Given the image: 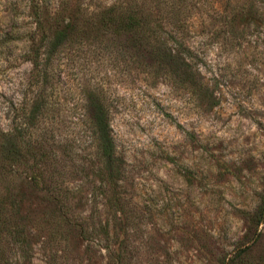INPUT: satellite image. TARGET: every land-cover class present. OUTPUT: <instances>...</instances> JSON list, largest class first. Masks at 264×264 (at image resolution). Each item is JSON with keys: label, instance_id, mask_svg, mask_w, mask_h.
Instances as JSON below:
<instances>
[{"label": "rangeland", "instance_id": "rangeland-1", "mask_svg": "<svg viewBox=\"0 0 264 264\" xmlns=\"http://www.w3.org/2000/svg\"><path fill=\"white\" fill-rule=\"evenodd\" d=\"M47 1L52 11L58 0ZM73 1L89 11L116 0ZM134 1L177 27L191 68L165 58L141 70L120 36L52 60L33 104L45 106L23 137L71 138V204L87 230L69 236L60 264H226L234 254L231 264H264V0ZM27 12V0H0L3 143L31 97ZM90 87L108 107L129 218L113 221L99 203L93 211L83 177L92 175L79 170L91 148L81 119ZM260 205L258 223L242 213ZM44 251L35 245L30 264H44Z\"/></svg>", "mask_w": 264, "mask_h": 264}, {"label": "trees", "instance_id": "trees-1", "mask_svg": "<svg viewBox=\"0 0 264 264\" xmlns=\"http://www.w3.org/2000/svg\"><path fill=\"white\" fill-rule=\"evenodd\" d=\"M68 4L69 0H58L51 11L47 0H27L33 27L27 34L25 57L31 65L32 91L30 99L18 105L13 125L3 134L8 142L0 141V264H30L37 244L45 250L44 264H60L66 257L69 236L87 230V223L71 204L75 191L67 179L73 170L68 169L74 152L71 138L50 139L43 133L23 137L36 112L45 106L33 104L52 60L73 47L80 49L85 43L120 36L125 45L133 47L136 66L141 70L151 71L165 58L191 68V49L180 40L177 27L164 26L158 11H149L143 1L116 0L89 11L74 1V7ZM167 43L178 44L183 51ZM83 100L81 119L88 129L91 148L82 163L77 156L75 159L81 163L80 171L85 165L92 175H83L91 184L90 205L96 211V204H101L113 221L117 214L129 218L120 188L123 161L115 149L108 107L102 92L93 87L86 88ZM91 213L87 217L91 218ZM242 213L256 223L263 219L261 205L251 214ZM235 258L236 254L232 255L226 264Z\"/></svg>", "mask_w": 264, "mask_h": 264}]
</instances>
